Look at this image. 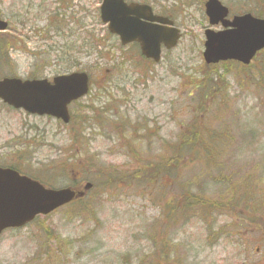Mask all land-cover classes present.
Returning a JSON list of instances; mask_svg holds the SVG:
<instances>
[{
	"label": "rangeland",
	"instance_id": "obj_1",
	"mask_svg": "<svg viewBox=\"0 0 264 264\" xmlns=\"http://www.w3.org/2000/svg\"><path fill=\"white\" fill-rule=\"evenodd\" d=\"M131 1L182 34L158 64L107 34L100 0H0V79L91 84L68 125L0 101V167L82 199L1 233L0 264H264V53L218 72L202 60L206 0ZM219 1L264 18V0Z\"/></svg>",
	"mask_w": 264,
	"mask_h": 264
},
{
	"label": "water",
	"instance_id": "obj_2",
	"mask_svg": "<svg viewBox=\"0 0 264 264\" xmlns=\"http://www.w3.org/2000/svg\"><path fill=\"white\" fill-rule=\"evenodd\" d=\"M204 8L210 25L221 23L227 28L222 32L205 31L203 58L206 64L234 60L247 65L256 52L264 49V19L246 14L228 22L224 20L228 11L218 0H207ZM149 11L146 6L126 5L122 0H103L100 18L122 45L136 42L146 59L158 62L160 46L175 47L180 35L177 29L170 27L168 20L147 17ZM5 29L6 24L0 22V31ZM87 92L88 78L84 73L58 76L51 83L46 79L0 81L3 103L32 115L61 120L64 124L69 121L68 105ZM89 188L90 185H86L84 190ZM75 195L69 189H44L11 170L0 169V233L7 228L20 227L36 215H47L70 203Z\"/></svg>",
	"mask_w": 264,
	"mask_h": 264
},
{
	"label": "flooded vegetation",
	"instance_id": "obj_3",
	"mask_svg": "<svg viewBox=\"0 0 264 264\" xmlns=\"http://www.w3.org/2000/svg\"><path fill=\"white\" fill-rule=\"evenodd\" d=\"M66 1H69V0H63L62 5H64ZM72 1H73V0H72ZM102 1H103V0H100L99 4H97L98 6H97V8H96V10H95L96 17H97V21H98L99 24H101V26H102L103 28L106 29V32H107L108 35H110V36H112V37H114V38H116V39L118 40V38H117L116 36L111 35V34L109 33V31H108V29H107V26L104 25V24H102V21L100 20L99 8H100V5H101ZM123 1H124L126 4L137 3V4H139V5L147 6V7L150 9V11H149L148 13H146V16L149 17V18H152V19L163 18V19H168V20L172 21V20L166 15V13H160V12L155 11L154 8H153V5H149V4H152V2L146 1V2H147V4H146V2H144V1H141V2H135V1H131V0H123ZM66 3H67V2H66ZM86 7H87V5H86ZM227 9H228V8H227ZM228 10H229V9H228ZM229 13H230V11H229ZM231 17H232V16H230L229 18L231 19ZM0 19L2 20L1 16H0ZM146 23H150V22H146ZM7 24H8V23H7ZM150 24H151V23H150ZM152 24L155 25L156 22H153ZM216 29H217V30H222V26H221V25H220V26H217ZM130 45L135 46V47L137 48V52H136V53H137L139 56H141L139 45H137L136 43H132V44H130ZM120 46H121V45H120ZM128 46H129V45H128ZM123 47H125V46H123ZM141 57H142V56H141ZM207 66L209 67L210 65H207ZM237 66L240 67V68H243V69H247L246 66H243V65H241L240 63L235 62V61L218 62L216 65H214V66H212V67H214V68L216 67L215 69H216V71H218V72L226 73L227 71H228V72H230L231 70L233 71L234 68L237 67ZM28 116H29V115H28ZM30 117H31V116H30ZM33 117H36V116H33ZM37 118H43V117H37ZM71 119H72V118H71ZM0 169H13V170L17 171V169H16L15 167H13V166H10V167H0Z\"/></svg>",
	"mask_w": 264,
	"mask_h": 264
},
{
	"label": "trees",
	"instance_id": "obj_4",
	"mask_svg": "<svg viewBox=\"0 0 264 264\" xmlns=\"http://www.w3.org/2000/svg\"><path fill=\"white\" fill-rule=\"evenodd\" d=\"M215 68H216V67H215ZM215 68L213 67L212 69H215ZM212 71H213V70H212ZM213 72H214V71H213ZM211 90H212L213 93L216 92L212 87H211ZM197 139H198V138H197ZM193 141H194L193 143L195 144V142H196V138H194ZM210 141H212V138L210 139ZM178 147L180 148V145H179ZM179 148H176V149H175V147H173L172 150H171V153L175 155V154H176L175 151L179 150ZM180 151H182V149H180ZM211 152L214 153L215 155L217 154V150H212ZM182 154H183V153H182ZM211 155H212V154H211ZM161 163H162V162H161ZM155 166H157V167H161L162 165L158 164V165H155ZM94 185H95V184H92V187H94ZM78 202H82V199H78V200L74 201L71 205H73L74 203H78ZM194 205H198L197 202L192 203V202H190V201H187V203L183 206L182 211H183V212H186V210H189V211H190V208H191L192 206H194Z\"/></svg>",
	"mask_w": 264,
	"mask_h": 264
}]
</instances>
